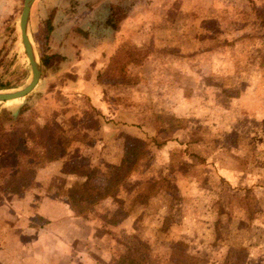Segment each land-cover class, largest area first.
<instances>
[{"label": "rangeland", "instance_id": "1", "mask_svg": "<svg viewBox=\"0 0 264 264\" xmlns=\"http://www.w3.org/2000/svg\"><path fill=\"white\" fill-rule=\"evenodd\" d=\"M8 1L0 92L29 78L23 0ZM108 2H32L40 76L0 103V151L13 148L0 156V201L31 185L25 152L41 157L35 144L61 129V170H94L99 197L77 195L99 264H264V0ZM101 102L125 113L109 119Z\"/></svg>", "mask_w": 264, "mask_h": 264}, {"label": "crops", "instance_id": "2", "mask_svg": "<svg viewBox=\"0 0 264 264\" xmlns=\"http://www.w3.org/2000/svg\"><path fill=\"white\" fill-rule=\"evenodd\" d=\"M97 1L93 0V8L104 2ZM105 6H110L108 0ZM74 85L95 104V95L88 91L82 77ZM97 108L114 121L118 111L125 113L109 109L106 102ZM62 156L37 169L31 185L20 195L0 201V264H99L98 237L90 221L84 215H75L66 198L75 182L85 177L62 171Z\"/></svg>", "mask_w": 264, "mask_h": 264}, {"label": "trees", "instance_id": "3", "mask_svg": "<svg viewBox=\"0 0 264 264\" xmlns=\"http://www.w3.org/2000/svg\"><path fill=\"white\" fill-rule=\"evenodd\" d=\"M36 128H38V127H36ZM43 131H46L45 127L38 128V130H36L37 135L42 137V135L44 134ZM48 132H50V131H48ZM45 136L48 138V140H43L42 144H40L41 141H38L36 144H35V141H32L35 145L39 146L42 149L41 157H37V156L33 155L31 152L29 155L28 150L25 152V154H27V156H28V159L27 160L25 159L27 162L26 166H29V168H31L28 170L27 175H29L31 173V180L33 178V174L35 173V171L37 169H39L40 167H42L41 165L36 166V164L38 163V162L35 163L36 160H39V164L47 162V161L50 162V161L56 160L60 156V153L62 152L61 151L62 148L64 146H66V144L69 143V139L66 138L65 132H63V130H61V129H56V131L51 132L50 134H46ZM19 140H21V139H19ZM12 149L13 148H10L9 150L8 149H1L0 156L4 152L6 153V156H8L11 153ZM12 155H13L14 159H17L18 161H20V159H21L20 155L16 156V153H13ZM21 160H23V159H21ZM28 161H30V162H28ZM77 169L78 168H76V169L71 168L70 171L75 173V174H78V175L85 177L86 181H84L82 184L74 185L69 190V192L66 194V198L69 201L70 207L73 210L74 214L82 216V215H84V211H81L79 209L81 206V202H80L81 200L79 199V197L81 195H77V193L82 194V193H89L90 192L91 194L87 195V196H96V197H99V196L96 195L95 192H93L92 190H90L87 187L89 179L94 174V170H88V172L87 171H81V173H79V169L78 170ZM90 169H92V168H90ZM124 175H125V173H124ZM30 183H32V181ZM28 184H29V182H28Z\"/></svg>", "mask_w": 264, "mask_h": 264}, {"label": "water", "instance_id": "4", "mask_svg": "<svg viewBox=\"0 0 264 264\" xmlns=\"http://www.w3.org/2000/svg\"><path fill=\"white\" fill-rule=\"evenodd\" d=\"M33 1L34 0H23L18 18L20 42L29 66V78L27 83L18 90L13 92H0V103L17 100L29 94L36 86L40 76V65L27 35L29 9Z\"/></svg>", "mask_w": 264, "mask_h": 264}]
</instances>
